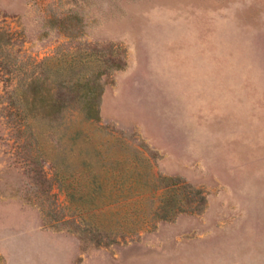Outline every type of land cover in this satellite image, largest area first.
<instances>
[{
	"label": "rangeland",
	"instance_id": "374dc122",
	"mask_svg": "<svg viewBox=\"0 0 264 264\" xmlns=\"http://www.w3.org/2000/svg\"><path fill=\"white\" fill-rule=\"evenodd\" d=\"M0 264H264V0H0Z\"/></svg>",
	"mask_w": 264,
	"mask_h": 264
},
{
	"label": "trees",
	"instance_id": "16d2710c",
	"mask_svg": "<svg viewBox=\"0 0 264 264\" xmlns=\"http://www.w3.org/2000/svg\"><path fill=\"white\" fill-rule=\"evenodd\" d=\"M67 79L61 78L59 81L56 79H50V81L47 83L45 87V91L48 94L46 97H43V95H39L38 97L40 107L43 108V111L45 115H51L55 111V109H58L61 107L64 102L70 101L71 99L68 98L66 95H64L62 92L67 91L66 89H63L64 86L70 87L66 84ZM32 95L34 96V99L37 96L38 88L37 86L32 87ZM23 94V92H20ZM95 99L94 96L91 98L89 95V91L87 94L84 92L82 97V106L88 110V108L95 107Z\"/></svg>",
	"mask_w": 264,
	"mask_h": 264
}]
</instances>
